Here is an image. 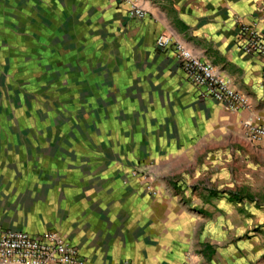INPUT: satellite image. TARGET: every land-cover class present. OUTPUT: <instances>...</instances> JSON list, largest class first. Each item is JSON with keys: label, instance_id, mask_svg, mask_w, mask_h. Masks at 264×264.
I'll return each mask as SVG.
<instances>
[{"label": "crops", "instance_id": "crops-1", "mask_svg": "<svg viewBox=\"0 0 264 264\" xmlns=\"http://www.w3.org/2000/svg\"><path fill=\"white\" fill-rule=\"evenodd\" d=\"M10 1L15 4L17 0H7L9 7L14 5ZM48 1L47 6L43 2V7L53 8L52 22L54 13L59 12V17L62 10L60 2ZM112 1L118 8L106 0H73V24L87 25V17L78 20L83 11L91 17L96 10L99 15L113 16L117 37L104 52L93 57L92 65L109 55L113 57L112 46L121 48L117 58L122 64L120 70L128 67L129 61L137 66L133 80L136 86L140 84L142 100L135 96L134 110L140 104L164 111L166 114L159 120L151 114L153 123L177 126L187 140L201 132H195L194 127L212 142L237 129L247 144H264V140L250 143L244 138V123L264 116V82L262 59L246 54L240 39L245 26H255L264 36V0H135L148 11L141 20L130 18L126 6ZM29 5L24 1V10ZM3 7L0 3V9ZM165 34L212 63L235 90L249 99L250 108L232 112L212 99L201 98L199 90L186 80L173 50L157 48V39ZM104 88L105 96L114 91ZM112 92L108 95L115 97L112 102L108 96L96 102V108L109 112L102 121L112 127L99 136L102 141L96 152L89 147L95 142L89 135L80 136L75 145L56 139L55 146H49L54 138L43 140V131L40 135V131L30 133L21 129L25 137L10 140L9 125L28 128L30 123L36 126L39 120H13L11 115L7 120L2 118L0 123L5 131L0 135V155L15 152L17 157L28 154L36 160L23 163L8 159L6 165L0 164V227L34 236L57 233L76 247L88 264H253L252 257L236 242V234L222 232L220 208L223 205L231 209L227 200L220 204L213 197L205 204V199L187 193H183L182 199L174 194L172 186L158 182L153 184L158 195L153 196L146 191V179L135 175V167L123 166L124 153L132 161L140 154L136 150L130 154L123 152L115 141L119 136L113 129L121 121L119 115L126 95ZM80 101L75 100L73 110L82 108ZM3 105L5 110H11L12 104ZM176 135L171 130L169 142H176ZM172 156L175 164L182 158L176 152ZM162 169L163 166H157V172ZM170 169L174 174L180 172L174 165ZM46 179L50 182H44ZM205 216L209 221L213 218L211 223L216 231L212 235L204 224ZM221 235L227 236V248L219 241ZM250 246L251 252L256 253L259 242L253 239ZM263 254L264 250L259 255ZM258 259L262 261V257Z\"/></svg>", "mask_w": 264, "mask_h": 264}, {"label": "rangeland", "instance_id": "rangeland-1", "mask_svg": "<svg viewBox=\"0 0 264 264\" xmlns=\"http://www.w3.org/2000/svg\"><path fill=\"white\" fill-rule=\"evenodd\" d=\"M24 1L30 4L25 10ZM44 1L47 6L48 0H17L15 4L10 1L14 5L9 7L7 0H0L4 5L0 9V122L2 118L7 120L9 115L13 120H39L36 126L30 123L28 128L9 125L10 140H22L25 135L21 129L30 130V133L40 131V135L43 131V140L54 138L52 142L47 141L49 146H55L56 139L75 145L80 136L89 135L95 140L89 147L92 146L96 152L102 141L99 136L107 134L106 130H112L111 126H106V121H102L109 112L96 108V102L112 92L105 96V86L114 88L112 94L121 92L126 95L119 115L121 121L113 129L119 136L115 141L123 152L130 154L136 150L140 154L132 161L124 153L123 166L135 167V175L146 179V191L153 196L158 195L153 186L158 182L170 185V188L172 186L174 194L182 199L183 193H187L205 199V204H209L206 200L213 197L220 204L227 200L232 207L229 210L221 205L222 232L228 230L236 234V242L244 253L252 257L253 264L264 263V254L259 255L264 250V144H247L242 132L237 129L212 142L198 127H194L195 132H201L187 140L177 126L170 128L159 121L154 124L151 114L157 115L159 120L166 113L140 104L133 109L135 96L138 95L136 100H142L140 84L136 86L133 80L137 66L129 61L128 67L123 66L125 69L120 70L122 64L117 59L122 51L120 47L112 46L115 51L113 57L109 55L92 65L93 57L104 52L117 37V28L112 24L113 16L109 17L106 13L99 15L96 10L91 17L89 12L86 14L83 11L77 19L81 21L80 17H87V25L80 27L79 23L73 24V0H56L60 2L62 14L58 17L59 12H55V21L51 22L50 8H53L43 7ZM106 2L113 8L117 7L112 0ZM22 17L26 20L21 21ZM73 84L76 85L74 89ZM74 98L81 100L82 106L76 111L73 110ZM109 98L112 102L115 97ZM7 103L12 104L11 110L3 108V104ZM55 120L60 122L55 123ZM171 130L177 134L174 143L169 142ZM4 131L0 123V135ZM0 141L3 142V139L0 138ZM4 144L8 145L6 141ZM175 152L182 156L177 164L172 159ZM17 155L15 152L8 156L1 154L0 164L6 165L8 159L23 163L36 160L30 159L28 154ZM158 165L163 166L160 172H157ZM172 165L180 170L178 174L170 169ZM49 179L44 182L49 183ZM205 218L207 221L204 224L212 235L215 230L211 223L213 218L210 217L211 221ZM253 239L255 243L259 242L256 253L251 252ZM219 241L223 248L229 245L225 235H221ZM245 245L248 247L245 248ZM258 257H262V261Z\"/></svg>", "mask_w": 264, "mask_h": 264}, {"label": "built area", "instance_id": "built-area-1", "mask_svg": "<svg viewBox=\"0 0 264 264\" xmlns=\"http://www.w3.org/2000/svg\"><path fill=\"white\" fill-rule=\"evenodd\" d=\"M126 6L132 19H144L148 11L135 0H116ZM241 48L262 61L264 82V36L255 26L242 30ZM156 46L160 50H173L186 80L194 85L203 99H212L225 109L237 112L250 108L249 99L235 90L214 65L193 52L171 35H161ZM244 138L250 143L264 140V116L253 117L243 126ZM0 264H88L79 250L54 232L34 236L27 232L5 230L0 227ZM128 264V263H127Z\"/></svg>", "mask_w": 264, "mask_h": 264}]
</instances>
